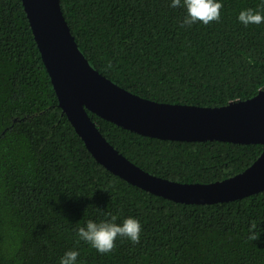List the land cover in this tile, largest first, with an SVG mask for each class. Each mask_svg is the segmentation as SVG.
<instances>
[{"label":"trees","instance_id":"trees-1","mask_svg":"<svg viewBox=\"0 0 264 264\" xmlns=\"http://www.w3.org/2000/svg\"><path fill=\"white\" fill-rule=\"evenodd\" d=\"M169 0H60L81 53L122 88L158 102L219 106L264 88V24L221 18L180 27ZM105 138L144 170L178 182L222 180L249 166L260 143L146 136L90 111ZM111 213L139 218L140 242L100 254L77 228ZM257 223L256 240L249 225ZM264 264V190L215 203L176 202L99 164L62 112L21 0H0V264Z\"/></svg>","mask_w":264,"mask_h":264},{"label":"water","instance_id":"water-1","mask_svg":"<svg viewBox=\"0 0 264 264\" xmlns=\"http://www.w3.org/2000/svg\"><path fill=\"white\" fill-rule=\"evenodd\" d=\"M58 104L93 158L111 173L152 194L184 203L234 200L264 190V88L219 106L158 102L134 94L95 70L70 31L60 0H21ZM88 111L142 135L169 140L260 143L242 171L208 183L152 174L118 151Z\"/></svg>","mask_w":264,"mask_h":264},{"label":"clouds","instance_id":"clouds-1","mask_svg":"<svg viewBox=\"0 0 264 264\" xmlns=\"http://www.w3.org/2000/svg\"><path fill=\"white\" fill-rule=\"evenodd\" d=\"M170 8H183L184 15L180 20V27H191L201 23L208 25L210 22L219 21L223 0H169ZM237 20L245 27L248 25L264 24V0H259L256 8L248 7L241 9ZM117 216L111 213L104 214L101 219H88L76 230L79 240L88 243L98 253H110L117 238H127L133 244L139 243L142 232V224L135 216H126L121 222H117ZM257 223L249 225V240H256L259 233L256 231ZM79 251L68 249L59 258V264H77Z\"/></svg>","mask_w":264,"mask_h":264}]
</instances>
